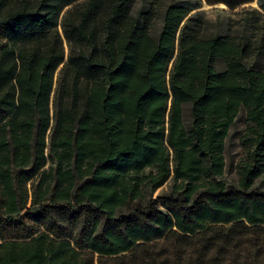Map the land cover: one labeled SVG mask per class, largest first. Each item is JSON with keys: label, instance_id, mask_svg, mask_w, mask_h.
<instances>
[{"label": "trees", "instance_id": "16d2710c", "mask_svg": "<svg viewBox=\"0 0 264 264\" xmlns=\"http://www.w3.org/2000/svg\"><path fill=\"white\" fill-rule=\"evenodd\" d=\"M190 12L0 0V264H264V25Z\"/></svg>", "mask_w": 264, "mask_h": 264}, {"label": "rangeland", "instance_id": "374dc122", "mask_svg": "<svg viewBox=\"0 0 264 264\" xmlns=\"http://www.w3.org/2000/svg\"><path fill=\"white\" fill-rule=\"evenodd\" d=\"M209 0H165V4L171 2H180L184 4L191 12V15H202L208 22L209 32L229 33L231 35H241L244 33L250 36L254 33L255 26L264 25V10L260 9L257 2L245 4L235 10L229 9L226 5L211 4ZM212 1V0H210ZM241 135V124L238 123L234 129V134L228 146L229 157L235 162L241 155L239 137ZM231 175L228 176H233ZM164 185L154 193V197L163 189Z\"/></svg>", "mask_w": 264, "mask_h": 264}]
</instances>
